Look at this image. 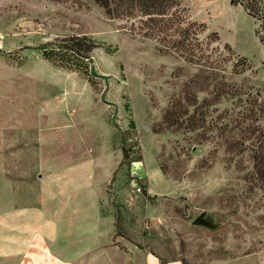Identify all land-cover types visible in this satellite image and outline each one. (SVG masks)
<instances>
[{
  "label": "rangeland",
  "instance_id": "rangeland-1",
  "mask_svg": "<svg viewBox=\"0 0 264 264\" xmlns=\"http://www.w3.org/2000/svg\"><path fill=\"white\" fill-rule=\"evenodd\" d=\"M177 1L161 15L135 0H0V215L45 216L33 238L60 262L264 264V149H248L262 137L242 120L214 129L230 103L209 68L217 33L251 67L233 83L264 90V22L232 0ZM195 24L200 60L179 45ZM73 37L90 59L61 49ZM91 67L110 78L116 123ZM203 212L227 227L193 225Z\"/></svg>",
  "mask_w": 264,
  "mask_h": 264
},
{
  "label": "trees",
  "instance_id": "trees-1",
  "mask_svg": "<svg viewBox=\"0 0 264 264\" xmlns=\"http://www.w3.org/2000/svg\"><path fill=\"white\" fill-rule=\"evenodd\" d=\"M102 6L108 7L111 3H115L118 0H96ZM121 1V0H119ZM131 1V0H130ZM141 4V6L146 10L158 11L161 15H164L167 9L171 8L174 4L178 5L177 0H135ZM233 3L242 5L245 10L254 18L259 20L261 23L264 22V0H232ZM145 10V11H146ZM160 10V11H159ZM178 21L180 23L184 22L183 16H179ZM264 25V24H262ZM197 27L196 32L193 34V42L187 44L189 40V34L187 31L183 30L182 25L180 29L184 32L183 39L179 42L181 47H189L191 51V56L193 59H202L203 57V43L200 39L199 25L195 24ZM211 52L209 60L210 75L213 80L218 81L219 79H226V87L223 91L215 90V96L217 98L227 99L226 101L230 103V107L225 110V116L223 114H218L214 118L213 127L214 129L224 130L232 122L241 121L248 123L244 131L252 136L250 140L255 139L259 134L262 137V141L259 144H253L249 147V150H262L264 149V90L256 89L251 86L238 87L237 84L233 83L234 78L245 74L251 67L246 58L238 56L229 44H221L217 33H213L211 36ZM264 43V33L261 38ZM61 49L66 52H70L74 55H79L82 59H90L88 53L93 49L92 42L86 37H73L69 41L62 44ZM54 50L50 51L49 48L45 47L43 49V56L46 60L54 61L52 54ZM223 71L224 75L219 76V73ZM218 76L220 78H218ZM219 89V88H216ZM216 104H214L215 107ZM218 110H213L217 112ZM209 117H212L209 115ZM229 119L225 124L221 119ZM211 123V124H212ZM240 128L243 127L242 124H238ZM262 146V148H260ZM264 158L262 156H257L255 160L263 163Z\"/></svg>",
  "mask_w": 264,
  "mask_h": 264
},
{
  "label": "crops",
  "instance_id": "crops-1",
  "mask_svg": "<svg viewBox=\"0 0 264 264\" xmlns=\"http://www.w3.org/2000/svg\"><path fill=\"white\" fill-rule=\"evenodd\" d=\"M44 217L36 215L28 219L16 217L10 219L5 215H0V264H66L62 260L58 261L57 257L48 249L44 250L35 244L33 236L35 237L37 232L47 231L49 221ZM46 233L49 234L48 231ZM50 235L51 238L55 237V233ZM131 264H135V262L132 261ZM143 264L182 263L181 261L163 262L158 255L150 254Z\"/></svg>",
  "mask_w": 264,
  "mask_h": 264
},
{
  "label": "water",
  "instance_id": "water-1",
  "mask_svg": "<svg viewBox=\"0 0 264 264\" xmlns=\"http://www.w3.org/2000/svg\"><path fill=\"white\" fill-rule=\"evenodd\" d=\"M91 73L95 77H100V78L104 79V81L106 83V89L102 95V101H104L105 103H107L110 106L115 107L116 112L113 116V122L116 123V118H117V115L119 112V106L116 103L110 102L106 99V95H107V93L109 91V87H110V78L107 75L98 74L96 72L95 67H91ZM194 151H197V148H195ZM228 223H229V220L208 214L206 212H203L202 214H200L193 221V225L204 228L209 233H216V232H220V231L224 230L227 227Z\"/></svg>",
  "mask_w": 264,
  "mask_h": 264
},
{
  "label": "built area",
  "instance_id": "built-area-1",
  "mask_svg": "<svg viewBox=\"0 0 264 264\" xmlns=\"http://www.w3.org/2000/svg\"><path fill=\"white\" fill-rule=\"evenodd\" d=\"M135 188H136V187H135ZM136 192L141 193V192H142V189H141L140 187H137V188H136Z\"/></svg>",
  "mask_w": 264,
  "mask_h": 264
}]
</instances>
